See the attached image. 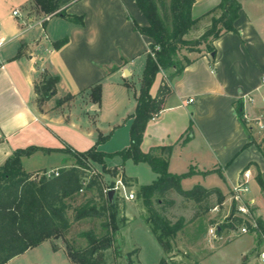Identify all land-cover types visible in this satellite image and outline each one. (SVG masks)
Masks as SVG:
<instances>
[{"label": "crops", "instance_id": "0c3cea01", "mask_svg": "<svg viewBox=\"0 0 264 264\" xmlns=\"http://www.w3.org/2000/svg\"><path fill=\"white\" fill-rule=\"evenodd\" d=\"M220 1L195 0L192 15L199 19L196 26L211 20L209 12ZM241 3L235 21L238 33L229 31L215 39L214 56L205 50L188 54L192 63L171 82L172 92L160 113L148 123L141 149L148 152L153 147L173 145L169 171L182 174L192 167L196 173L222 172L229 192L249 165L253 175L250 196L256 202L254 213L264 221V193L257 181L259 172L264 175V155L249 130L252 121L264 117V0H241ZM33 6L34 0H0V37L5 40L0 47V165L16 149L36 146L38 150L22 157L24 170L34 177L37 173L74 166L75 158L62 149L71 147L84 152L96 143L100 133L111 134L99 145L104 152H116L130 145V116L137 106L136 96L154 40L134 27V21L140 26L148 24L136 0H75L61 7L69 14L84 15V25L57 15L43 20L49 14H37ZM15 9H20V16L13 15ZM40 31L46 34V40L36 36ZM65 37L68 43L55 49L54 42ZM114 65L118 68L110 71ZM136 73L138 82L133 80ZM46 75H58L60 79L56 93L39 105L35 85ZM164 77V73L157 75L151 88L153 96ZM102 81V87L114 92L106 105L94 102L90 91ZM130 89L135 90L133 105ZM68 94L73 97L58 105L57 101ZM79 98L92 110L86 112V118L73 116L71 108ZM190 98L192 103H188ZM239 101L244 104L246 125L237 112ZM118 131H124V142L108 149ZM187 135L190 139L183 143ZM54 157L55 165L50 169L45 166L27 169L36 159ZM130 161L133 160L124 161L121 156L106 158L107 167H116L118 174L131 178L129 192L135 193L139 185L157 179L158 174L146 162L139 164L146 165L143 168L147 179L128 173ZM215 186L225 194L220 186L210 187ZM182 187L185 188L183 184ZM134 200L145 221L141 202L137 197ZM123 216L125 227L136 220L128 215L126 203ZM145 233L152 234L147 223ZM134 252L139 257L142 249L128 254ZM6 264L73 262L65 241L60 238L47 240Z\"/></svg>", "mask_w": 264, "mask_h": 264}, {"label": "trees", "instance_id": "16d2710c", "mask_svg": "<svg viewBox=\"0 0 264 264\" xmlns=\"http://www.w3.org/2000/svg\"><path fill=\"white\" fill-rule=\"evenodd\" d=\"M72 1L75 0H34L33 10L37 14L62 16L75 24L84 25V15L69 14L61 9L63 5ZM136 1L145 14L148 24L140 26L134 21V27L141 34L153 38L154 43L150 46L141 77L140 92L136 96L137 106L130 116L132 118L130 145L116 152H104L99 149V145L106 142L111 134L100 133L96 143L84 152L66 147L62 150L75 158L76 165L62 168L60 174L54 177L37 176L39 173L33 177L31 173L24 170L22 157L31 155L38 150V147L16 149L0 165V264H6L47 240L60 238L64 240V236L73 225L70 212L73 201H76L82 188L89 191L95 188L97 196L88 197L85 202L79 203L74 208V220L104 218L103 233L98 236L92 229L85 231L80 236L87 240L86 246L82 249H74L66 244L67 253L73 264H105L106 251L112 247L115 235L126 223V218L123 215L121 219L119 218L122 210L120 198L115 195L114 201L111 202L100 181L92 180L85 186V171L91 162L99 163L106 168V158L121 156L124 161L132 159L135 163L146 162L158 174L157 179L152 183L139 185L136 197L145 210L143 217L146 223L167 255L176 252L177 235L187 222L184 216H179L176 221H173L167 215V209L175 204V200L169 197L171 191H176L180 196L198 204L208 201L213 195L218 197L220 203L225 200V194L216 186L207 188L196 184L189 189L182 187V179L196 172L192 167L182 174L169 171V158L173 145L157 146L144 152L141 144L148 123L160 113L166 97L172 92L171 82L192 63L188 56L179 58L180 50L185 46L191 49L205 42V51L215 53L216 48L213 45L215 39L229 31L238 33L235 21L239 18L242 8L241 0H221L209 12L212 14L211 25L196 40L185 38L199 21L192 15L195 0ZM66 43H68L67 37L55 41L53 45L58 50ZM117 68L118 66L114 65L110 71ZM167 72L168 76L163 78L157 95L153 96L151 88L157 75ZM59 79L58 75H46L39 84L35 85L39 105L56 93V84ZM125 84L131 87L130 83ZM90 91L93 101L99 103L102 96V83L94 84ZM72 97L68 94L59 99L57 104L61 105ZM237 112L243 125H246L242 101L238 102ZM192 124L193 121L189 131L192 129ZM188 139L190 135L184 138L183 143ZM248 145L250 142L246 143L243 149ZM247 168L249 165L245 169ZM219 173L225 178L222 172ZM117 174V171L114 172V175ZM123 178L129 185L131 178L124 176ZM257 181L264 193V178L260 172L257 175ZM234 217L239 224L243 223L242 217L236 214ZM257 220L260 227H264V221L258 217ZM161 264L168 263L162 260Z\"/></svg>", "mask_w": 264, "mask_h": 264}, {"label": "rangeland", "instance_id": "374dc122", "mask_svg": "<svg viewBox=\"0 0 264 264\" xmlns=\"http://www.w3.org/2000/svg\"><path fill=\"white\" fill-rule=\"evenodd\" d=\"M205 24L209 25L206 26ZM210 25L211 20L202 23V26L198 25L194 27L185 38L189 40L199 39ZM36 36H38V38L42 36L43 40L47 37L42 31L38 32ZM203 50H206L205 42L195 45L191 47V49L185 46L180 50L179 58H184L191 52L201 53ZM167 76L168 72L165 73V77ZM133 80L138 82L137 73L134 75ZM136 87L138 88V85H136ZM113 93L111 89L102 87L101 104L106 105V102L111 100ZM134 93L135 90L130 89L129 98L131 99V104L134 103ZM71 109L73 116H79L80 118H86L84 117L86 116V112L92 111L80 98L74 102ZM99 110H101V108ZM249 130L252 134L253 141L264 155V117L252 121ZM124 139V131H118L115 138L107 145L108 149H113L117 145H121ZM54 160L55 157L49 160L36 159V161H32L29 167L27 166V169H36L42 166L50 169L55 165ZM139 163L130 161L127 166V172L136 174L138 177H141L142 180H145L147 179V171L143 166L146 165H140ZM74 164L76 165V161ZM107 166L104 168L99 163L91 162L90 166L86 168L85 171V186L92 180L100 181L106 186L113 179H116L117 175H121H114V172H119L116 167L109 168ZM40 175L39 173L37 176ZM262 177L264 178V175H262ZM185 178H187V180L182 182L185 188H191L196 184L205 187L217 185L224 188L226 194L225 200L220 203L218 202V197L213 195L208 201L198 204L191 199L180 197L176 192L174 194L169 193V197L173 196L176 200L174 206L167 209V215L173 221H176L179 216L183 215L187 222L183 230L179 231L177 235L175 244L176 254L167 255L162 250L155 237L151 236L152 234L148 233L151 237L146 235V223L140 217V207L137 205L136 200H124L120 198L122 210L119 214V218L121 219L123 215L124 205L126 203L128 215L131 219L134 220L136 218V220L126 227V223L124 225L121 224L122 226L119 233L115 235L116 237L114 238L112 247L106 251L105 264H161L162 260H166L168 264H258L257 256L261 251L262 243L259 237L252 234L240 235L242 223L239 224L234 217L236 212L229 200L231 191L229 192L230 189L226 190V183L223 176L218 172H198ZM134 191L136 194V189H134ZM91 196H97L95 188L91 191L85 188L79 193L76 201H73V207L70 211L73 225L64 236V240L68 246L74 249H82L86 246L87 240L80 236L82 233H85V231L92 229L98 236L103 233L102 223L104 222V218H83L78 221L74 220V208H76L79 203L85 202V200ZM215 206H219L217 211L214 210ZM253 208H256V202ZM254 214L258 217L256 211ZM212 227H214L216 231L215 237L209 234V230ZM222 227L223 229H221ZM150 239H153L152 243ZM136 249H139L140 252L142 249V254L138 257L135 251L132 254L133 256H129L128 253Z\"/></svg>", "mask_w": 264, "mask_h": 264}, {"label": "built area", "instance_id": "2783aa9c", "mask_svg": "<svg viewBox=\"0 0 264 264\" xmlns=\"http://www.w3.org/2000/svg\"><path fill=\"white\" fill-rule=\"evenodd\" d=\"M14 16H20V9L13 10ZM52 15H45L43 20H47ZM42 20V21H43ZM5 43V40L0 37V47ZM249 100H252V97H248ZM193 98L188 100V103H192ZM60 174V170H51L45 171L41 175H45L47 177H54ZM253 175L251 170L244 169L239 175L237 181L234 183L232 190L230 192V202L231 206L235 209L236 215H239L243 218V223L240 228V235L252 234L260 238V242L262 243L261 251L259 252L257 259L258 264H264V227H260L257 217L253 211V205L255 203L254 199L250 196L251 187L250 181ZM114 189L116 192V196L122 198L124 200L135 199L136 194L134 192L128 191V184L124 181L122 175H117L116 179H113L108 185L104 186V192L108 198V193L110 190ZM84 189L82 188L80 192ZM109 199V198H108ZM225 204V203H224ZM219 206H215L214 210H218ZM209 234L213 237L216 236L215 228L212 227L209 230Z\"/></svg>", "mask_w": 264, "mask_h": 264}, {"label": "water", "instance_id": "95a60500", "mask_svg": "<svg viewBox=\"0 0 264 264\" xmlns=\"http://www.w3.org/2000/svg\"><path fill=\"white\" fill-rule=\"evenodd\" d=\"M212 55L214 56L215 53H212ZM115 195H116V192L114 189L110 190L109 193H108V198L111 202L114 201V198H115Z\"/></svg>", "mask_w": 264, "mask_h": 264}]
</instances>
